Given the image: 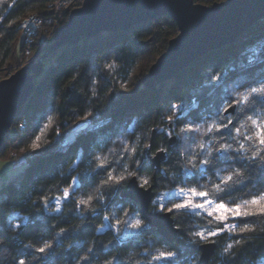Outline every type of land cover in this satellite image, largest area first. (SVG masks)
<instances>
[{
  "label": "clouds",
  "instance_id": "obj_1",
  "mask_svg": "<svg viewBox=\"0 0 264 264\" xmlns=\"http://www.w3.org/2000/svg\"><path fill=\"white\" fill-rule=\"evenodd\" d=\"M241 43L242 53L257 52L264 61V36H244ZM119 67L112 55L100 71L112 74ZM236 67L255 79L245 75L228 80L224 75L228 68L205 69L201 83L210 86L204 97L211 111L199 119L183 116L184 102L172 101L155 126L164 137L155 146L153 127L141 131L134 118L94 145L86 161L80 148L58 164L47 191L28 192L35 219L30 214L24 219L26 224L33 223L35 233L22 238L21 224L11 216L0 224V264H264V62L249 64L246 57L243 66ZM100 80L98 75L91 77V97L100 95ZM222 80L217 93L214 86ZM242 94L250 104L239 99ZM194 108L199 110V104ZM229 108L234 109L231 114ZM87 115H93L91 106ZM25 126L21 122L15 130L23 132ZM46 129L48 135L38 145L45 149L60 144L61 137L73 130L48 112L41 114L32 138L39 139ZM161 154L164 160L158 168L144 166L145 158L152 161ZM65 178L67 183H63ZM85 178L92 182L85 184ZM133 180L138 189L151 191V215L171 213L179 243L190 251L182 254L152 231L136 203H113L116 190ZM172 191L182 193L183 198L167 199ZM199 193H206L208 199H197ZM52 199L54 204L49 203ZM218 203L230 206L231 211L223 207L217 211ZM88 226L90 234L84 231ZM208 244L216 247L205 261Z\"/></svg>",
  "mask_w": 264,
  "mask_h": 264
},
{
  "label": "trees",
  "instance_id": "obj_2",
  "mask_svg": "<svg viewBox=\"0 0 264 264\" xmlns=\"http://www.w3.org/2000/svg\"><path fill=\"white\" fill-rule=\"evenodd\" d=\"M54 2L56 0H0V82L4 80L1 75L3 70L19 63L17 60L19 54L22 55L31 46H40L43 42L40 39L38 45H32L23 35V29L28 24V21L25 22L27 15L33 13L36 20L45 22L59 20V17L63 16L58 30L68 23L69 15L50 9V5ZM194 2L201 3L199 0ZM260 21L251 26L242 37L264 36V23ZM43 33L42 27L36 31L38 37ZM177 35L176 23L168 17H160L154 21L136 25L127 31L103 32L94 38L82 39L80 43L63 47L46 57L45 63L48 65L39 78L36 79L33 74L32 94L19 111L13 129L6 137L0 152L2 156L8 143H12L17 153L32 156L21 177L16 181L7 182L0 188V198H3V203L0 204V224L11 216V219L21 224L22 238L32 236L36 228L31 222L26 224L24 219L25 214L33 215L35 219V208L31 206L32 198L28 196V192L42 194L47 191V186L51 185L56 177L57 165L70 159L77 149L83 148L86 161L94 145L107 139L117 129L126 127L134 118L141 131L149 125L153 127L155 146L164 139L163 133H157L155 126L162 110L172 101L184 102L183 116L190 114L191 117L199 119L201 115L207 116L211 111L204 97L210 86H204L201 83L205 76V69H227L230 65L224 74L226 79L232 80L237 76L246 75L248 80H254L255 77L251 73L245 74L236 66L239 64L242 67L246 57L249 64L264 62L260 61L257 52L242 53L241 37L236 43L198 59L171 81L153 89L145 88L142 80L146 77L149 68L159 56L166 52L169 42ZM112 55H115L118 60L119 69L112 74L101 72V64ZM93 75L101 77L100 95L97 97H91L88 90ZM223 83L222 80L219 85H215L214 91L218 93ZM117 84H123L124 87H118ZM197 104H199V110L194 108ZM89 106L93 108L92 116L87 115ZM46 112L56 117L60 124L68 122L72 128L77 121L88 119L95 125L77 135L66 145L58 144L49 146L47 149L38 147L33 153V143L42 144L45 136L48 135L46 129L39 139L32 138L33 132L40 123L41 114ZM21 122H26L24 131H16V126ZM183 122V120L177 121V123ZM168 130L171 131V127ZM63 137L65 136L61 138ZM26 138L31 139V143L26 142ZM67 148V153H63ZM151 163L145 158V167H151ZM83 182L88 184L92 180L85 178ZM63 183H67V178L63 180ZM126 188L116 190L113 203L123 204L131 201L122 196ZM174 192H169L167 199H176ZM165 194L163 191L160 193L161 197ZM54 202V199L50 200V204ZM47 224L48 221L45 220V226ZM151 230L157 232L153 227ZM84 231L90 234L91 227H86ZM171 245L180 248L182 254L191 250L185 249L179 243L178 236Z\"/></svg>",
  "mask_w": 264,
  "mask_h": 264
},
{
  "label": "water",
  "instance_id": "obj_3",
  "mask_svg": "<svg viewBox=\"0 0 264 264\" xmlns=\"http://www.w3.org/2000/svg\"><path fill=\"white\" fill-rule=\"evenodd\" d=\"M160 17L172 19L178 35L150 67L143 86L153 89L174 79L188 66L206 54L236 43L255 23L264 18V0H227L212 6L194 0H85L73 10L68 23L61 27L47 54L75 45L103 32H122L154 21ZM41 61L25 67L0 82V152L14 121L26 104L34 88V75L42 70ZM231 113V112H229ZM173 145L175 141H172ZM164 154L152 160L151 167H159ZM123 198L135 202L149 219L151 226L170 244L177 239L168 215H151L148 203L152 193L138 189L133 180L122 193ZM216 245L205 246V261Z\"/></svg>",
  "mask_w": 264,
  "mask_h": 264
},
{
  "label": "rangeland",
  "instance_id": "obj_4",
  "mask_svg": "<svg viewBox=\"0 0 264 264\" xmlns=\"http://www.w3.org/2000/svg\"><path fill=\"white\" fill-rule=\"evenodd\" d=\"M202 5L205 6H212L214 3H221V2H226L227 0H199ZM62 0H56V2H54L52 5H50V9L53 11H57L59 10V12H63V9H71L72 7L75 6H71V2L69 3H65L66 1H64L63 3H61ZM80 0H78L75 3H79ZM65 3V4H64ZM33 15V13H30V15H27V19L25 22L29 21V18H35ZM63 17H59V20H51V21H39L37 19L36 23L33 25L34 29L33 30V34L31 33H27L26 31V27H24L23 29V35H25V37L31 41V44H37L39 43V40L42 39V43L39 46H31L29 48V50L25 53H23L22 55H18L17 56V60H19V63L14 64L11 68H7L3 70V73H1L2 77H4V80L9 78L11 75L15 74L17 71H19L22 68L25 67H30L33 65L38 64L41 59L43 57L44 61L42 64V70L39 72H36L35 78H39L44 69H46L47 67V63H45L46 57L49 55L48 53V49L51 46V44H53L54 38L56 36L58 27H59V23L61 21ZM36 20V18L34 19ZM44 29V33L42 34V36L36 35V31L40 28ZM37 36V37H36ZM42 37V38H41ZM55 53V52H54ZM51 55V54H50ZM156 62V61H155ZM150 69V68H149ZM148 73V72H147ZM14 125V124H13ZM94 123L91 122V120H84L81 121L79 123L78 127H73V130L65 137L61 138V143L59 145H66L70 142H72L77 135L81 134L82 132H86L89 129H91L92 127H94ZM13 129V126L11 128V130ZM10 130V131H11ZM15 147L12 145V143H8L7 145V149L5 150V152L2 154V156H0V188L5 185L7 182L9 181H16L18 180L22 173L23 170L25 169L26 165L31 161L32 156L30 154H21V153H17V151H15L14 149ZM27 157V159H21V157ZM174 196L177 197V193L174 192ZM236 219H245L243 217H237Z\"/></svg>",
  "mask_w": 264,
  "mask_h": 264
},
{
  "label": "snow or ice",
  "instance_id": "obj_5",
  "mask_svg": "<svg viewBox=\"0 0 264 264\" xmlns=\"http://www.w3.org/2000/svg\"><path fill=\"white\" fill-rule=\"evenodd\" d=\"M239 99L242 101V102H247V103H251V101H249L248 100V96L247 95H241V97H239ZM241 106H243V105H241ZM234 109L233 108H229L228 109V112H232ZM32 147L34 148V149H37L38 148V145L37 144H35V143H33V145H32ZM177 193V199H182L183 198V194L182 193H180V192H176ZM188 195L189 196H191L192 195V193H188ZM197 199H203V200H207L208 199V195L206 194V193H199L198 195H197V197H196ZM163 202V201H162ZM49 203H50V201H49ZM221 207H223L224 209H225V211H231V207L230 206H221V205H219V203L217 204V211H220L221 210ZM41 254L43 255L44 254V252H43V250H41Z\"/></svg>",
  "mask_w": 264,
  "mask_h": 264
},
{
  "label": "built area",
  "instance_id": "obj_6",
  "mask_svg": "<svg viewBox=\"0 0 264 264\" xmlns=\"http://www.w3.org/2000/svg\"><path fill=\"white\" fill-rule=\"evenodd\" d=\"M64 1H66L65 3H69V2H71L72 1V3H71V5L69 6V7H71V6H75V7H72L71 9H63L62 11V14L63 15H70V13L73 11V10H75V9H78V8H80L82 5H83V3H84V1L85 0H80V2L79 3H75V2H77L78 0H62V2L61 3H63ZM64 3V4H65ZM63 17V16H62ZM35 18H31L29 21H28V24L26 25L27 27H26V31H27V33H31V34H33V30L32 29H34V24L36 23V21L37 20H34ZM58 31V30H57ZM28 41L29 42H31L29 39H28Z\"/></svg>",
  "mask_w": 264,
  "mask_h": 264
}]
</instances>
